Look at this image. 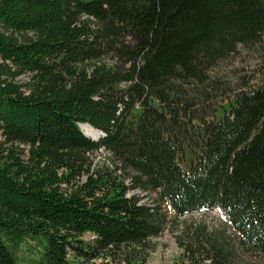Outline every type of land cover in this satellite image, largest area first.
Segmentation results:
<instances>
[{"label": "trees", "instance_id": "16d2710c", "mask_svg": "<svg viewBox=\"0 0 264 264\" xmlns=\"http://www.w3.org/2000/svg\"><path fill=\"white\" fill-rule=\"evenodd\" d=\"M164 207L232 230L173 264L264 261V0H0V264H147Z\"/></svg>", "mask_w": 264, "mask_h": 264}, {"label": "rangeland", "instance_id": "374dc122", "mask_svg": "<svg viewBox=\"0 0 264 264\" xmlns=\"http://www.w3.org/2000/svg\"><path fill=\"white\" fill-rule=\"evenodd\" d=\"M237 62L242 63L244 65L245 63L249 64L250 58L246 57L245 60H238ZM21 80L25 81L26 77H22ZM99 153H101V155L105 154L103 150H100ZM188 156L189 155H187V157ZM99 157L100 155H96L95 160H98ZM184 165L185 167H187L186 163ZM141 195H143V202L152 200L151 197L153 194L147 195L141 193ZM164 209H167L168 218L170 220L167 228L158 237L154 239L156 247L153 253L150 255L147 264H173L177 259L178 255L180 254V249L177 246L176 238L183 235L186 228L190 226L204 224L210 230L225 229V231L232 237V230L230 229L228 222L218 209H213L209 211H199L193 214H186L177 217H174L173 212L168 207H164ZM31 247H33L34 250H31ZM35 249H40L39 242L36 240H27V242L21 246L20 251L18 253V257L23 261L32 259L36 256V254L34 253ZM23 261L21 262L22 264L24 263ZM239 262L240 264H264V261L260 257L247 252H244L240 255Z\"/></svg>", "mask_w": 264, "mask_h": 264}, {"label": "bare ground", "instance_id": "6f19581e", "mask_svg": "<svg viewBox=\"0 0 264 264\" xmlns=\"http://www.w3.org/2000/svg\"><path fill=\"white\" fill-rule=\"evenodd\" d=\"M81 130L83 131L84 134H86L88 137L92 139H97L100 134L99 132H97L96 130L85 124H81Z\"/></svg>", "mask_w": 264, "mask_h": 264}, {"label": "water", "instance_id": "95a60500", "mask_svg": "<svg viewBox=\"0 0 264 264\" xmlns=\"http://www.w3.org/2000/svg\"><path fill=\"white\" fill-rule=\"evenodd\" d=\"M94 129V128H93ZM96 130V129H95ZM96 131H98V130H96ZM99 133H100V135L102 134L100 131H98Z\"/></svg>", "mask_w": 264, "mask_h": 264}]
</instances>
